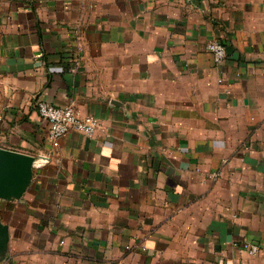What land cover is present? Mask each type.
<instances>
[{"label": "crops", "instance_id": "obj_1", "mask_svg": "<svg viewBox=\"0 0 264 264\" xmlns=\"http://www.w3.org/2000/svg\"><path fill=\"white\" fill-rule=\"evenodd\" d=\"M1 148L35 163L0 264H264V0H0Z\"/></svg>", "mask_w": 264, "mask_h": 264}, {"label": "built area", "instance_id": "obj_2", "mask_svg": "<svg viewBox=\"0 0 264 264\" xmlns=\"http://www.w3.org/2000/svg\"><path fill=\"white\" fill-rule=\"evenodd\" d=\"M207 51L212 54L217 64H222L227 57L226 46L220 40L208 43ZM36 107L39 115L49 124L48 139L52 143H57L71 132L93 137L101 127L97 117L91 115L82 117L73 106L57 107L44 100H38ZM243 247L251 255L260 252V247L255 244H245Z\"/></svg>", "mask_w": 264, "mask_h": 264}, {"label": "water", "instance_id": "obj_3", "mask_svg": "<svg viewBox=\"0 0 264 264\" xmlns=\"http://www.w3.org/2000/svg\"><path fill=\"white\" fill-rule=\"evenodd\" d=\"M34 163L33 156L0 149V201L21 199L33 180ZM9 241V226L0 219V260L7 252Z\"/></svg>", "mask_w": 264, "mask_h": 264}]
</instances>
